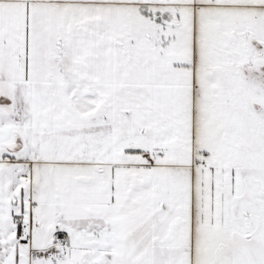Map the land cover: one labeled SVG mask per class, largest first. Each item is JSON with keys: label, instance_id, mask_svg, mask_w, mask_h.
I'll return each instance as SVG.
<instances>
[{"label": "snow or ice", "instance_id": "1", "mask_svg": "<svg viewBox=\"0 0 264 264\" xmlns=\"http://www.w3.org/2000/svg\"><path fill=\"white\" fill-rule=\"evenodd\" d=\"M0 264H264V0H0Z\"/></svg>", "mask_w": 264, "mask_h": 264}]
</instances>
